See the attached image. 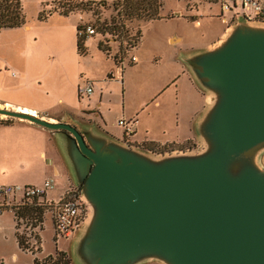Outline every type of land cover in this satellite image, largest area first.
I'll list each match as a JSON object with an SVG mask.
<instances>
[{"label": "water", "instance_id": "water-1", "mask_svg": "<svg viewBox=\"0 0 264 264\" xmlns=\"http://www.w3.org/2000/svg\"><path fill=\"white\" fill-rule=\"evenodd\" d=\"M180 61L207 95L192 149L0 109L52 133L88 211L70 240L83 264H264V23L239 19Z\"/></svg>", "mask_w": 264, "mask_h": 264}, {"label": "rangeland", "instance_id": "rangeland-1", "mask_svg": "<svg viewBox=\"0 0 264 264\" xmlns=\"http://www.w3.org/2000/svg\"><path fill=\"white\" fill-rule=\"evenodd\" d=\"M20 1L25 24L32 29L27 31L21 27L19 30L0 31V57L8 63L0 74V101L36 109L39 115L63 118L77 129L91 130L100 135L109 134L104 130L103 121L87 116L84 109L88 107V99L78 97V86L92 82L96 95L102 94L106 102L104 110L108 128L121 129L118 120L123 116L124 100L128 106L147 102L169 73L165 62L156 65L155 57L162 56L167 60L166 54L170 49L167 40L173 33L183 38L176 48L185 54L205 50L226 29L217 18L218 9L212 0H159L163 19L146 24L136 19L127 20L122 6H115L122 0H54L53 4L52 0ZM41 14L46 18L40 19ZM80 17L85 24L98 28L95 37L85 40L84 53L78 50L76 26ZM123 22L130 30L142 34V44L140 41L132 52L139 57V66L123 68L115 63L113 57L118 44L110 42L105 47L110 53L100 48L101 44L114 39V28L108 25ZM104 25L108 27L104 29ZM123 69L125 74L121 77ZM18 121L0 116V124H17ZM18 125L21 129H29L26 124ZM6 141H19L25 149L19 156L10 152L2 164L18 169L34 184L43 182L51 171L48 163L55 158L53 144L38 133L17 135L0 132V143ZM39 148L45 149V158L38 156ZM172 150L167 149V152ZM262 166L264 168V154ZM56 180L57 185L63 187L67 179L59 176ZM16 225L13 213L0 216V264H36L33 257L17 244L19 230ZM52 233L51 223L47 220L44 233L46 253L54 250ZM62 247L71 253L72 264H83L75 253V242H65ZM13 254L17 255L16 261Z\"/></svg>", "mask_w": 264, "mask_h": 264}, {"label": "crops", "instance_id": "crops-1", "mask_svg": "<svg viewBox=\"0 0 264 264\" xmlns=\"http://www.w3.org/2000/svg\"><path fill=\"white\" fill-rule=\"evenodd\" d=\"M54 0H52L53 2ZM51 2V3H52ZM85 24L82 17L76 26ZM17 30L21 28H16ZM12 29V30H16ZM23 30H31L32 26L25 24L22 27ZM224 33V32H223ZM222 33V35H223ZM221 35V36H222ZM220 36V37H221ZM78 37V34H77ZM174 38L176 41H174ZM142 40V38H141ZM183 38L177 33H173L167 40L170 47L166 54L167 60L162 56L155 57L156 65L160 66L162 63H166L170 71L166 74L162 80L160 86L156 89L155 94L146 102H142L136 106H128L124 100L123 104V116L120 120L132 121L134 134L131 137H126L124 129H109L105 120L104 106L106 102L102 94L96 95V89L94 86L93 95L88 98V107L84 109L87 116L95 117L100 121H103L105 125V131L120 141L129 143L137 147H153V148H172L173 150H188L197 146L198 140L194 131V123L198 116L205 110L207 105V95L201 91L195 84L187 68L180 61V54L182 51L177 49L176 46L182 43ZM142 44V41H141ZM211 45V44H210ZM209 46V45H208ZM132 66H139L140 60ZM166 60V61H165ZM139 63V64H138ZM8 65L5 59L0 57V74L2 73V67ZM124 69L121 73V77H124ZM113 78V76H109ZM123 82V81H122ZM60 101H62L60 99ZM0 109L9 110H27L35 113L36 116L44 118L50 122H62L65 119H57L56 117L39 115V111L26 106L14 105L9 102L0 101ZM110 111V110H109ZM19 120L17 124L3 125L0 124V132L12 133L17 135H24L27 133H38L44 135L48 142H51L54 146L55 158H51L48 167L51 169L45 176L43 182L33 183L30 178L20 174L16 168H11L8 165L2 164L5 159L9 158V153L12 152L16 155H23L25 145L19 141L14 142H1L0 143V186L5 185H34L40 186L47 179H55L56 177L65 176L66 183L63 187L57 185V190L52 193L53 197H57L60 193L72 184L64 162L55 144L53 135L50 131L40 128L39 126L32 124L28 121ZM15 124V125H14ZM18 124H26L29 129H21ZM116 126V125H115ZM194 147V148H195ZM30 149H32L30 147ZM38 156L42 159L46 157L45 149L38 151ZM73 185V184H72ZM17 244L18 239H17ZM13 260H17V255L13 254ZM157 264V263H151Z\"/></svg>", "mask_w": 264, "mask_h": 264}, {"label": "built area", "instance_id": "built-area-1", "mask_svg": "<svg viewBox=\"0 0 264 264\" xmlns=\"http://www.w3.org/2000/svg\"><path fill=\"white\" fill-rule=\"evenodd\" d=\"M218 9L217 18L226 26L239 19L264 23V0H212ZM78 37L88 39L98 34V28L89 24L79 26ZM110 42L118 44L114 61L120 67L138 62L132 52L138 48L137 32L117 31L114 39L103 44L105 50ZM106 47V48H105ZM110 53V50H107ZM81 100L90 98L94 93L92 82L78 86ZM118 125L124 129L125 136L134 134L133 122L120 120ZM57 190L55 179H47L40 186L5 185L0 186V216L13 213L17 222V233L23 238V251L33 257L36 264H71L67 248L62 244L69 242L84 224L88 211L80 197V191L72 184L60 195L53 197ZM47 220L52 226L51 242L54 250L46 253L44 233ZM21 231V232H20Z\"/></svg>", "mask_w": 264, "mask_h": 264}, {"label": "trees", "instance_id": "trees-1", "mask_svg": "<svg viewBox=\"0 0 264 264\" xmlns=\"http://www.w3.org/2000/svg\"><path fill=\"white\" fill-rule=\"evenodd\" d=\"M53 4V2H52ZM121 5L124 13L128 16V19H136L138 21H144L146 23H151L163 19L160 12L162 11V5L159 0H122L121 3L115 4V6ZM22 4L20 0H0V31L3 29H16L25 26V17L23 14ZM64 15H68L65 13ZM46 16L41 14L40 19H44ZM126 24V23H125ZM123 23H114L109 24L110 28H114L112 33L117 31L128 32L130 28ZM104 29L108 26L104 25ZM79 29V27H78ZM132 31V30H131ZM134 32V31H133ZM139 35V43L141 41L142 34L140 31L137 32ZM86 39H81L78 37V50L79 53H84V43ZM100 48L103 49V45H100ZM106 53L107 50H106ZM3 125H9L8 122L2 123ZM145 150H150L158 153L167 152L168 148H153V147H142ZM173 151V150H172ZM17 239L20 248L23 250V238L17 234Z\"/></svg>", "mask_w": 264, "mask_h": 264}, {"label": "bare ground", "instance_id": "bare-ground-1", "mask_svg": "<svg viewBox=\"0 0 264 264\" xmlns=\"http://www.w3.org/2000/svg\"><path fill=\"white\" fill-rule=\"evenodd\" d=\"M19 112L21 113H27V114H31V115H35V113L27 111V110H19ZM36 116V115H35ZM2 117H5L4 115H2Z\"/></svg>", "mask_w": 264, "mask_h": 264}, {"label": "flooded vegetation", "instance_id": "flooded-vegetation-1", "mask_svg": "<svg viewBox=\"0 0 264 264\" xmlns=\"http://www.w3.org/2000/svg\"><path fill=\"white\" fill-rule=\"evenodd\" d=\"M63 119V118H62Z\"/></svg>", "mask_w": 264, "mask_h": 264}]
</instances>
